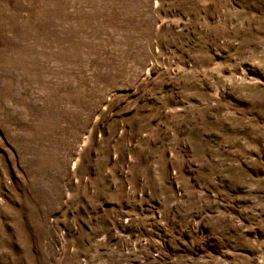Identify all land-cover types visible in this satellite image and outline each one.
I'll list each match as a JSON object with an SVG mask.
<instances>
[{"label":"rangeland","instance_id":"374dc122","mask_svg":"<svg viewBox=\"0 0 264 264\" xmlns=\"http://www.w3.org/2000/svg\"><path fill=\"white\" fill-rule=\"evenodd\" d=\"M0 264H264V0H0Z\"/></svg>","mask_w":264,"mask_h":264}]
</instances>
